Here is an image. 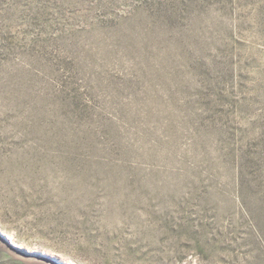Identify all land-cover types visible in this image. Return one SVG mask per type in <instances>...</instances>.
Returning a JSON list of instances; mask_svg holds the SVG:
<instances>
[{
    "label": "rangeland",
    "instance_id": "obj_1",
    "mask_svg": "<svg viewBox=\"0 0 264 264\" xmlns=\"http://www.w3.org/2000/svg\"><path fill=\"white\" fill-rule=\"evenodd\" d=\"M0 232L62 264H264V0H0Z\"/></svg>",
    "mask_w": 264,
    "mask_h": 264
},
{
    "label": "water",
    "instance_id": "obj_2",
    "mask_svg": "<svg viewBox=\"0 0 264 264\" xmlns=\"http://www.w3.org/2000/svg\"><path fill=\"white\" fill-rule=\"evenodd\" d=\"M0 238L3 240H7L10 243L9 239L6 238L1 232H0ZM1 239H0V264H52L45 260L26 257L15 251L11 247H9ZM11 246H13L12 243ZM56 264H62V263L57 261Z\"/></svg>",
    "mask_w": 264,
    "mask_h": 264
},
{
    "label": "bare ground",
    "instance_id": "obj_3",
    "mask_svg": "<svg viewBox=\"0 0 264 264\" xmlns=\"http://www.w3.org/2000/svg\"><path fill=\"white\" fill-rule=\"evenodd\" d=\"M28 257V256H27ZM30 258H35V259H40V260H45V261H48V262H50V263H52V264H56L55 262H53V261H50V260H48V259H45V258H36L35 256H29Z\"/></svg>",
    "mask_w": 264,
    "mask_h": 264
}]
</instances>
